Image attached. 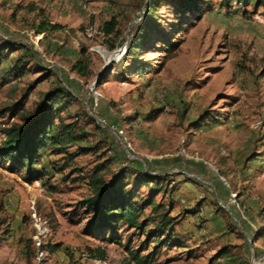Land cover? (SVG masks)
Instances as JSON below:
<instances>
[{
    "label": "rangeland",
    "instance_id": "1",
    "mask_svg": "<svg viewBox=\"0 0 264 264\" xmlns=\"http://www.w3.org/2000/svg\"><path fill=\"white\" fill-rule=\"evenodd\" d=\"M148 1L0 0V42L19 48L0 64V145L3 124L19 121L8 108L44 71L51 76L31 90L26 111L35 112L53 87H65L75 99L61 118L101 144L82 154L48 149L40 166L47 185L30 184L25 171L0 161V264H127V249L142 244V255L151 253L155 243L126 226L118 227L120 243L86 231L89 218L78 202L91 194L87 178L106 159L114 160L108 181L124 167L164 178L167 195L157 201L174 202L175 233L185 247H161L154 264H209L223 246L264 264V8L204 0L202 18L189 14L181 24L179 11L165 4L151 44L127 57ZM113 17L123 35L111 49L114 39L102 25ZM43 21L59 29L39 35ZM121 48L122 57L108 65ZM23 55L25 72L15 78L12 67ZM78 60L89 65L88 76L73 71ZM92 87L102 94L97 115L106 129L91 115ZM120 129L124 137L116 136ZM69 153H76L73 161Z\"/></svg>",
    "mask_w": 264,
    "mask_h": 264
},
{
    "label": "trees",
    "instance_id": "2",
    "mask_svg": "<svg viewBox=\"0 0 264 264\" xmlns=\"http://www.w3.org/2000/svg\"><path fill=\"white\" fill-rule=\"evenodd\" d=\"M222 8H230L233 4H240L243 8L252 6L255 10L264 8V0H217ZM204 0H149L146 6L145 19L138 25L132 40L126 48L125 56L135 58L145 47L151 44L153 36L158 29V17L160 8L165 4L173 6L179 11L180 23L183 24L187 15L202 18L207 7H201ZM209 7V6H208ZM196 13V14H195ZM58 25L43 21L36 27L39 35H45L49 30H58ZM105 36L114 39L111 49L123 35L119 29L117 17L106 21L102 25ZM173 45L174 42H171ZM166 43V50L172 45ZM19 50L16 45L6 41L0 42V64L9 55ZM82 54H87V49H82ZM25 56L17 60L12 67L13 76L18 78L24 74ZM138 71L144 67L138 66ZM73 71L81 77L89 74V65L78 60L73 65ZM51 76L49 71L34 82L27 90L22 99L8 108L9 116L19 118L18 122L3 124L2 135L4 137L0 145V161L5 160L11 164L12 172H26V181L30 184L41 181L47 185V172L40 168L45 152L51 149L52 152H67L69 148L76 147L78 153L98 152L101 144L91 142V134L82 128L76 121H66L61 118V113L68 107L74 94L65 87L56 86L48 91L38 109L35 112L26 111L28 96L37 84L47 80ZM94 120V119H93ZM96 123V121L94 120ZM98 128L99 125L95 124ZM201 126V125H200ZM70 161L76 157V153H69ZM113 159H106L95 165L92 174L87 178L91 194L78 202L83 213L88 216L89 221L86 231L95 235L103 234L110 243H120L121 237L118 234L119 226H126L139 234L146 236L145 242H154V248L148 255H142V249L129 251L127 264H154V257L158 249L165 245L171 247H185L183 241L176 237L175 229L179 221L172 216L173 201L166 205L158 196L167 195L163 186L162 177H155L145 171H132L122 168L114 173L111 181L106 179V173L113 166ZM131 179H133L131 183ZM146 187L149 195H141V189ZM52 188V187H51ZM150 210V213H148ZM41 246V245H40ZM103 255V252H100ZM103 259V256H101ZM209 264H250L240 255L223 246L210 259Z\"/></svg>",
    "mask_w": 264,
    "mask_h": 264
},
{
    "label": "built area",
    "instance_id": "3",
    "mask_svg": "<svg viewBox=\"0 0 264 264\" xmlns=\"http://www.w3.org/2000/svg\"><path fill=\"white\" fill-rule=\"evenodd\" d=\"M88 34L90 36L94 34V29L92 27L88 30ZM90 93H91L90 95H91V106H92L91 115L94 117L97 125H99L102 129H106L107 126L106 120L98 117L97 115L100 101L102 99V94L94 87L90 88ZM115 134L117 137H124V131L121 129L116 130ZM41 233H43V231ZM37 244L40 245V241H38ZM41 255H44V253H41ZM256 264H262V263H256Z\"/></svg>",
    "mask_w": 264,
    "mask_h": 264
},
{
    "label": "water",
    "instance_id": "4",
    "mask_svg": "<svg viewBox=\"0 0 264 264\" xmlns=\"http://www.w3.org/2000/svg\"><path fill=\"white\" fill-rule=\"evenodd\" d=\"M115 52L117 53L118 57H122V55H123L124 52H125V48L118 49V50L115 51ZM115 52H114V53H115ZM115 61H117L116 58H113V59H111V60H108V63H107V64L109 65V64H111L112 62H115ZM100 79H101V77H98L97 80H96V83H97ZM96 83H95V84H96Z\"/></svg>",
    "mask_w": 264,
    "mask_h": 264
},
{
    "label": "bare ground",
    "instance_id": "5",
    "mask_svg": "<svg viewBox=\"0 0 264 264\" xmlns=\"http://www.w3.org/2000/svg\"><path fill=\"white\" fill-rule=\"evenodd\" d=\"M113 58H116V60H119L121 57H118L117 53L115 52V53H112V57L110 58V60Z\"/></svg>",
    "mask_w": 264,
    "mask_h": 264
}]
</instances>
